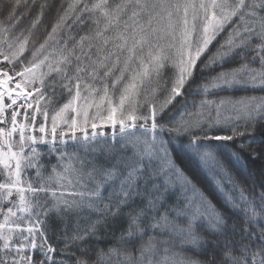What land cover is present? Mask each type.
<instances>
[{"label": "snow or ice", "instance_id": "obj_1", "mask_svg": "<svg viewBox=\"0 0 264 264\" xmlns=\"http://www.w3.org/2000/svg\"><path fill=\"white\" fill-rule=\"evenodd\" d=\"M0 17V264H264V0Z\"/></svg>", "mask_w": 264, "mask_h": 264}, {"label": "trees", "instance_id": "obj_2", "mask_svg": "<svg viewBox=\"0 0 264 264\" xmlns=\"http://www.w3.org/2000/svg\"><path fill=\"white\" fill-rule=\"evenodd\" d=\"M35 15H36V11L33 10L32 17H34ZM32 17H27L22 21V23L20 24V27L16 29L17 33H19L21 29H28L31 27ZM43 21H44V24L47 25V30L44 29L43 25H38L37 28L34 30L36 32V36L38 37V40L36 43L37 47H38L39 43H42L44 41V39L46 38L47 31L51 30V22H50L49 17L45 16L43 18ZM7 27H9L7 20L4 17H0V28H7ZM27 34H28V32L25 31L24 35H27ZM29 55H30V53H29ZM2 62H3L2 58H0V63H2ZM238 95H239V93H238ZM0 168H2V166H0Z\"/></svg>", "mask_w": 264, "mask_h": 264}]
</instances>
